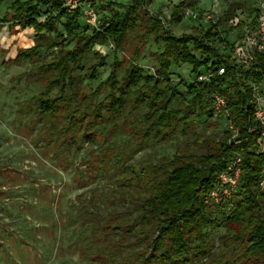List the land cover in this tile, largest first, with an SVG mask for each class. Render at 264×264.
Masks as SVG:
<instances>
[{
    "label": "trees",
    "instance_id": "obj_1",
    "mask_svg": "<svg viewBox=\"0 0 264 264\" xmlns=\"http://www.w3.org/2000/svg\"><path fill=\"white\" fill-rule=\"evenodd\" d=\"M7 1L0 0V7ZM153 1L78 0L69 10L64 0H12L3 16L0 10V24L35 31L33 45L19 50L14 62L36 64L44 87L20 110L36 112L40 135L51 140L57 134V147L82 141L106 148L77 178L87 181V167L113 170L115 184L100 194L110 211L94 213L118 238L105 239L97 264H264V153L257 151L258 131H251L259 125L253 82L264 81V51L249 64L232 57L233 34L256 25L259 0L249 10L250 21L239 19L232 2L213 21L193 20L197 26L182 35L169 23H181L184 8H198L199 0L174 4L169 18L150 9ZM87 3L104 14L76 37ZM108 44L114 45L111 62L95 50ZM148 44L160 48L149 53L153 73L140 63ZM91 55L96 61L87 64ZM184 65L188 78L176 71ZM203 73L213 75L198 80ZM85 81L98 84L88 90ZM215 95L226 99V117H214ZM213 122L218 138L196 132ZM158 145H173L174 151L132 159ZM237 155L238 190L214 201L218 175Z\"/></svg>",
    "mask_w": 264,
    "mask_h": 264
},
{
    "label": "rangeland",
    "instance_id": "obj_2",
    "mask_svg": "<svg viewBox=\"0 0 264 264\" xmlns=\"http://www.w3.org/2000/svg\"><path fill=\"white\" fill-rule=\"evenodd\" d=\"M11 1L1 5V16L9 9ZM94 1L96 4L110 1L123 4L129 0ZM180 1L154 0L150 9L169 18L173 5ZM232 2L239 6V19L250 21L252 12L249 10L256 0H199L196 10L215 8L218 16ZM78 3L64 0L69 10L76 8ZM87 10L97 14L95 22ZM101 10L97 5L83 4V25L76 37L99 24L104 14ZM169 25L174 34L182 35L189 33L197 23L184 17L181 23ZM34 36L32 28L0 24V264H97L101 257L97 259L96 255H100L107 239L118 238L107 233L101 221V216L110 211L111 204L101 199L100 194L109 192L115 184L113 170L111 167L106 170L92 168L90 172L87 167V181H78V174L86 170V165H93L95 154L103 153L106 148L82 141L71 148L57 147V134L51 140L40 135L41 120L36 112L20 110L21 104L44 90L36 64L14 62L19 50L33 45ZM74 39L69 42V47L74 44ZM113 48V44L95 46L96 51L109 54L108 62L113 59ZM157 49L160 48L155 44H148L140 60L147 73H153L154 65L149 53ZM128 54L124 55L128 57ZM95 61L91 55L86 63ZM102 70L101 78L104 79L108 76L109 66ZM176 71L185 78L191 76L187 65ZM97 84L89 83L87 89L93 90ZM214 123L200 125L196 132L218 138L220 135ZM169 151H174L173 145L164 149L159 145L152 146L134 152L132 159L140 160L154 152ZM91 197L98 199L94 201ZM88 210L93 212L92 215L87 213ZM94 212L102 215L97 216Z\"/></svg>",
    "mask_w": 264,
    "mask_h": 264
},
{
    "label": "built area",
    "instance_id": "obj_3",
    "mask_svg": "<svg viewBox=\"0 0 264 264\" xmlns=\"http://www.w3.org/2000/svg\"><path fill=\"white\" fill-rule=\"evenodd\" d=\"M71 2L73 0H65ZM76 3L78 0H75ZM257 23L254 27H246L243 32L235 37L232 45V57L244 64H249L258 51H264V0H259ZM86 13L90 16L92 21L97 20V14L92 10H87ZM218 10L211 8L208 10H196L191 7H185L183 14L186 18L191 20L201 19L204 22H210L217 18ZM224 68H221L219 73L222 74ZM213 73H203L198 76L200 81H208ZM254 97L256 99L255 119L258 126L251 128V131H258V152L264 153V81L253 82ZM226 107V99L221 95H215L213 98V112L214 117H226L224 109ZM227 127L233 126L229 123ZM235 130L233 129V132ZM242 158L237 155L235 160L228 166V168L218 175L219 183L211 191L210 197L214 201L220 200L224 196H231L238 190L239 178L242 174L241 164ZM264 173V169H263ZM261 186L264 187V178L261 181Z\"/></svg>",
    "mask_w": 264,
    "mask_h": 264
},
{
    "label": "crops",
    "instance_id": "obj_4",
    "mask_svg": "<svg viewBox=\"0 0 264 264\" xmlns=\"http://www.w3.org/2000/svg\"><path fill=\"white\" fill-rule=\"evenodd\" d=\"M233 37H236V36H233Z\"/></svg>",
    "mask_w": 264,
    "mask_h": 264
}]
</instances>
